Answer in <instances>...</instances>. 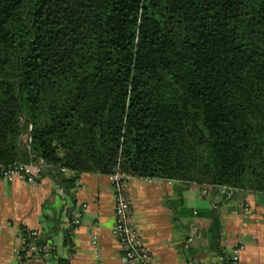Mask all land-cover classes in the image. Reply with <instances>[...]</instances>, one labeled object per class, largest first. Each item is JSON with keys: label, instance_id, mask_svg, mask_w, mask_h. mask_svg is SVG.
<instances>
[{"label": "trees", "instance_id": "trees-1", "mask_svg": "<svg viewBox=\"0 0 264 264\" xmlns=\"http://www.w3.org/2000/svg\"><path fill=\"white\" fill-rule=\"evenodd\" d=\"M0 162L264 194V0H0Z\"/></svg>", "mask_w": 264, "mask_h": 264}, {"label": "crops", "instance_id": "crops-1", "mask_svg": "<svg viewBox=\"0 0 264 264\" xmlns=\"http://www.w3.org/2000/svg\"><path fill=\"white\" fill-rule=\"evenodd\" d=\"M63 175L72 178L69 172ZM80 185V190L74 184L66 191L47 175L37 185L0 178V264H17L13 250L20 230H36L52 246L44 264H122L123 252L111 234L109 176L82 174ZM180 185L133 177L127 182L134 223L153 264H228L235 244L242 247L239 264H264V194L231 191L222 199L217 189L190 184L179 195ZM83 204L87 208L81 213ZM93 236L99 260L93 255ZM187 238L193 240L184 249Z\"/></svg>", "mask_w": 264, "mask_h": 264}, {"label": "built area", "instance_id": "built-area-1", "mask_svg": "<svg viewBox=\"0 0 264 264\" xmlns=\"http://www.w3.org/2000/svg\"><path fill=\"white\" fill-rule=\"evenodd\" d=\"M30 141L29 138H25ZM47 165L43 162L37 164L15 163L12 165H4L0 162V178L6 181H19L29 185H37L43 178L44 170ZM62 172H67L62 169ZM72 177H75V188L81 189L80 178L82 174L76 175L72 172ZM109 179L113 191L114 202V225L111 234L115 237L120 246L123 257L122 264H153L149 251L145 248L141 236L136 228L133 218V204L132 199L128 194L127 182L129 177L125 176L119 167L114 168L109 175ZM222 193L226 192L225 188H216ZM230 193H231V189ZM206 192L203 191V194ZM229 193V194H230ZM243 212H248L247 205L241 206ZM87 206H81V213L86 211ZM40 238V234L36 230H20L17 234L18 247L13 250L17 264H23L24 258L47 260L51 256L52 246L48 243L43 245L35 244V241ZM192 238H187L184 242V249H188L192 243ZM91 246L93 255L96 260H99V253L97 250V238L95 236L91 239ZM242 247L235 244L231 249L229 257V264H239V253ZM187 264H193L188 261Z\"/></svg>", "mask_w": 264, "mask_h": 264}, {"label": "water", "instance_id": "water-1", "mask_svg": "<svg viewBox=\"0 0 264 264\" xmlns=\"http://www.w3.org/2000/svg\"><path fill=\"white\" fill-rule=\"evenodd\" d=\"M217 192H218V191H216V193H217ZM229 193H230V190L227 189L226 192L223 193V195H222V199H225L226 196H227Z\"/></svg>", "mask_w": 264, "mask_h": 264}]
</instances>
